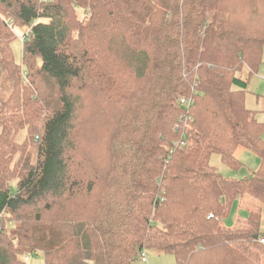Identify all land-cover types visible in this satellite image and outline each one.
Masks as SVG:
<instances>
[{"label": "trees", "instance_id": "1", "mask_svg": "<svg viewBox=\"0 0 264 264\" xmlns=\"http://www.w3.org/2000/svg\"><path fill=\"white\" fill-rule=\"evenodd\" d=\"M8 22L31 28L19 63ZM263 50L264 0H0V264H132L143 249L264 264L259 214L221 223L237 199L264 206V123L245 107ZM238 148L257 172L210 165L238 170Z\"/></svg>", "mask_w": 264, "mask_h": 264}, {"label": "rangeland", "instance_id": "2", "mask_svg": "<svg viewBox=\"0 0 264 264\" xmlns=\"http://www.w3.org/2000/svg\"><path fill=\"white\" fill-rule=\"evenodd\" d=\"M78 12L80 14L79 16L83 14V12L80 10ZM19 31V29H16L15 32L20 35ZM14 34L16 35V33ZM11 48L16 62L19 63L22 45L17 38L12 42ZM262 60L263 65L261 69L259 70L258 68L256 74L252 75L251 77H249V79L246 80L247 88L245 90V107L255 113V117L260 123H264V55L262 57ZM247 72V69L243 68L239 73L238 77L242 80L246 79ZM101 137H103V134H101ZM93 139L90 140L89 146L96 150L99 142L97 135L95 140ZM262 139L264 140V133L262 135ZM18 141H22L21 134L18 137ZM235 152V157L242 164L241 168H239L238 170H232L228 168L221 162L220 158L216 155L211 156L210 165L223 176H228L236 179H241L242 177L247 175V173L251 175L259 170L260 160L254 153L242 150L241 148H238ZM246 218L247 213L239 211L238 203L234 201L230 212L228 213L227 217L222 220L221 223L224 227L231 228L236 224L246 221ZM6 226L10 229L12 224L9 223ZM145 251L146 263H141L138 257V259L132 264H174V260L171 256L157 254L149 250ZM28 263L43 264V258L41 256V253H37L36 255L30 256Z\"/></svg>", "mask_w": 264, "mask_h": 264}, {"label": "built area", "instance_id": "3", "mask_svg": "<svg viewBox=\"0 0 264 264\" xmlns=\"http://www.w3.org/2000/svg\"><path fill=\"white\" fill-rule=\"evenodd\" d=\"M8 26L11 28V30L16 33V38L19 40V42L21 43V45L24 44V42H28L31 40L32 36H31V28L29 27H22L20 29V35H18L15 28L12 27V23L8 22ZM193 98L189 97V98H180L178 100V105L188 111L190 106L193 104ZM192 121V117L190 114H186V115H181L178 118V121L176 123V125L174 126V130L178 131L179 133H181V139L179 141H177V146L184 148L185 147V135H184V128L185 129H190V122ZM209 218H213V215H208V219ZM258 243L260 245L264 246V236H261L258 239ZM146 249H143L142 251L139 252V260L141 263H146ZM30 259V255H24L23 256V260L25 262H29Z\"/></svg>", "mask_w": 264, "mask_h": 264}, {"label": "crops", "instance_id": "4", "mask_svg": "<svg viewBox=\"0 0 264 264\" xmlns=\"http://www.w3.org/2000/svg\"><path fill=\"white\" fill-rule=\"evenodd\" d=\"M263 55H264V52L262 54V57H263ZM262 65H263V60H261V63H260V66H259V70L261 69ZM242 150H244V149H242ZM235 155H236V152H235ZM248 175L249 174L247 173V175H245L242 178H245ZM225 177H228V176H225ZM236 203H238L239 211H243L245 213L253 212V213H257V214L260 215L259 234H260V236H264V206L260 205L258 202L250 199L249 197H244L242 199H237ZM245 224H246V221H243V222H241L239 224H236V225H234V226H232L231 228H228V229L243 228L245 226ZM224 228H227V227H224Z\"/></svg>", "mask_w": 264, "mask_h": 264}]
</instances>
